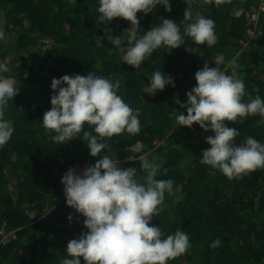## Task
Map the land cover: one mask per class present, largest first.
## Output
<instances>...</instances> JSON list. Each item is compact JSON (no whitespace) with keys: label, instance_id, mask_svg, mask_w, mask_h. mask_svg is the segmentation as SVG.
Returning <instances> with one entry per match:
<instances>
[{"label":"trees","instance_id":"obj_1","mask_svg":"<svg viewBox=\"0 0 264 264\" xmlns=\"http://www.w3.org/2000/svg\"><path fill=\"white\" fill-rule=\"evenodd\" d=\"M171 12L158 7L143 15L138 13L139 31H145L169 19L178 24L184 12L192 11L215 22L217 43L207 47L184 37L183 46L157 49L135 69L122 62V53L107 39L98 46L110 28L127 46L130 22L122 18L103 25L99 20L98 0H0V61L7 63L15 77L18 94L9 102L5 119L14 126L10 141L0 150V228L14 231L16 239L0 248V264H62L67 243L86 232L84 217L66 205L62 176L76 164L93 165L104 152L92 157L81 138L58 145L42 124L50 110L51 81L64 75L90 72L115 82L118 95L129 104L141 123L138 135L122 134L103 142L122 168H136L137 179L144 182L138 161L146 155L161 164L157 179L172 180L174 190L165 194L158 217L151 224L161 228L165 237L183 230L190 237L189 251L169 264H264V169H257L242 179L229 180L220 171L202 165V151L210 147L205 132L198 125L178 127L176 116L185 109L186 93L194 86L195 73L205 63L219 65L232 75L228 65L235 62L237 78L244 81V101L264 99V14L261 0H232L214 6L202 0H170ZM242 9L239 17L232 13ZM257 15L256 18L253 16ZM184 25H181L183 35ZM252 32V34H249ZM162 70L173 77L175 87L166 86L155 96L144 93L152 74ZM179 101L177 103L176 101ZM236 144L254 137L264 143V123L251 116L235 123ZM84 131L95 134L87 124ZM140 144V152L131 146ZM73 219L69 221L68 217ZM220 239L219 247L211 248ZM83 264V258H81Z\"/></svg>","mask_w":264,"mask_h":264},{"label":"clouds","instance_id":"obj_2","mask_svg":"<svg viewBox=\"0 0 264 264\" xmlns=\"http://www.w3.org/2000/svg\"><path fill=\"white\" fill-rule=\"evenodd\" d=\"M69 2L75 3V0ZM202 2L218 7L230 4L232 0ZM98 4V20L103 25L116 18L130 22V27L125 30L126 47H121L124 38L113 36L110 28L105 29L104 37L97 38L98 46L103 47L101 41L107 39L120 49L122 62L135 69H139L157 49L171 52L183 46L185 36L195 44L207 47L217 43L215 22L199 13L193 19L188 8L182 23L162 19L161 24L138 36L137 14L148 15L160 6L171 12L170 0H98ZM242 11L235 9L232 14L239 17ZM3 41L5 33L0 29V42ZM213 62L214 67L205 63L195 73L196 86L186 93V102L180 105L187 115L180 111L176 122L178 127L192 128L196 124L205 132L213 131L214 136L206 137L210 147L202 151L200 163L220 171L229 180L242 179L257 169H264V143L249 136L244 143L236 144L239 131L228 127L226 122L235 123L238 119L243 121L258 115L264 123V99L256 96L245 102V84L235 75V62L228 65L232 68V75L218 67L225 63L222 55ZM9 72L7 63L0 61V150L15 131L12 123L5 119L9 102L19 92L15 77L5 75ZM166 86L175 87L173 77L157 70L144 93L155 96ZM50 87L53 93L51 108L41 121L53 133V141L58 145L65 144L81 138L83 133L82 140L86 141L92 157L104 152L93 165L79 164V169L84 170L82 173L69 168L61 178L66 205L84 217L83 225L87 229L78 239L67 243V255L62 264H82L81 258L83 264H169L185 255L191 248L186 232L178 230L165 237L160 227L151 224L153 217L160 215L165 194L174 190L172 180L157 179L161 164L146 155L141 156L138 160L144 175L141 183L136 168H122L119 159L106 152L109 146L103 141L124 133L138 135L141 132L138 116L118 95L120 81L113 82L91 72L84 76L66 74L53 78ZM86 124L95 134L84 131ZM131 150L140 152L141 145H133ZM68 219L73 218L69 216ZM220 244L221 240L216 239L210 247L216 248Z\"/></svg>","mask_w":264,"mask_h":264},{"label":"built area","instance_id":"obj_3","mask_svg":"<svg viewBox=\"0 0 264 264\" xmlns=\"http://www.w3.org/2000/svg\"><path fill=\"white\" fill-rule=\"evenodd\" d=\"M260 13L264 14V0H261V6L259 7L258 14ZM253 17L256 18L257 15H254ZM83 165L88 167L89 163H84ZM80 166L81 165H75L76 172H78ZM15 239L16 235L14 231H7L5 228H0V248Z\"/></svg>","mask_w":264,"mask_h":264},{"label":"rangeland","instance_id":"obj_4","mask_svg":"<svg viewBox=\"0 0 264 264\" xmlns=\"http://www.w3.org/2000/svg\"><path fill=\"white\" fill-rule=\"evenodd\" d=\"M249 34H252V32H250ZM84 169H85V168H84ZM83 171H84V170L81 171V170L79 169V170H78V173H79V172L82 173Z\"/></svg>","mask_w":264,"mask_h":264}]
</instances>
